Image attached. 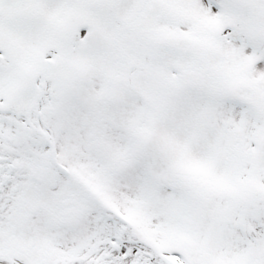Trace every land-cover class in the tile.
I'll return each mask as SVG.
<instances>
[{
  "label": "snow or ice",
  "instance_id": "6c2138e0",
  "mask_svg": "<svg viewBox=\"0 0 264 264\" xmlns=\"http://www.w3.org/2000/svg\"><path fill=\"white\" fill-rule=\"evenodd\" d=\"M0 264H264V0H0Z\"/></svg>",
  "mask_w": 264,
  "mask_h": 264
}]
</instances>
